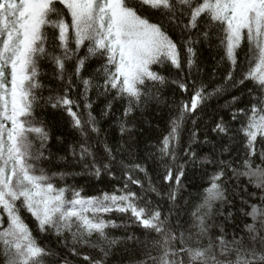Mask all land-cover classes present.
<instances>
[{"label":"snow or ice","instance_id":"obj_1","mask_svg":"<svg viewBox=\"0 0 264 264\" xmlns=\"http://www.w3.org/2000/svg\"><path fill=\"white\" fill-rule=\"evenodd\" d=\"M205 45L222 50L221 81L216 69L198 79ZM166 65L175 78L157 70ZM169 84L189 99L169 106L167 130L134 156L123 141L130 118L161 103ZM93 92L107 100L99 118ZM225 95L230 120L217 113L211 133L217 143L232 133L231 159L197 128V113ZM117 101L114 146L101 120ZM38 108L70 118L79 173L42 166L52 159L51 134ZM76 175H106L111 190L93 195L66 182ZM190 187L197 191L185 197ZM117 229L123 235H110ZM118 245L140 257L129 264H264V0H0V264H110Z\"/></svg>","mask_w":264,"mask_h":264},{"label":"trees","instance_id":"obj_2","mask_svg":"<svg viewBox=\"0 0 264 264\" xmlns=\"http://www.w3.org/2000/svg\"><path fill=\"white\" fill-rule=\"evenodd\" d=\"M246 51L247 45L245 44L244 50L240 53L241 59H243L244 53ZM221 54L222 50L218 49L216 46L208 47L205 45L204 47L200 48L198 52V62L201 71L199 72L198 79L210 81L212 79L213 70L216 69L217 81L222 80V76L226 74V69L224 65H218ZM96 66V64H93L92 68H95ZM157 70L160 71L161 74L168 76L169 79L175 78L178 72L177 69L172 68L170 65L157 67ZM187 71L188 69L185 67L184 72L187 73ZM41 72L43 82L48 84V82L51 80V67L45 64V66L42 67ZM173 89L174 86L171 84L162 88L161 103L151 101L147 107H144L142 110H137L130 118V123L134 124L135 127L131 134H125L123 136V141L127 145H130V151L134 156L143 157L146 150H151L148 148V146L158 142L163 133L167 130V122L170 115L172 114L169 106L172 105L174 101L178 103L181 99H189L190 94H182L178 90L174 91ZM233 94L240 95V93L236 91H233ZM45 95H47V91H45ZM92 99L96 101L94 104V114L99 118L101 109L104 107V104L107 103V100L104 97L97 99L95 92L92 93ZM225 99H231V97L225 95L220 99L214 98L208 103L206 107L197 113V116L200 118L197 128L199 129L198 134L201 140L204 138V132L206 128L210 138L214 143H217L219 140V138L216 137L214 133H211V128L214 126L213 121L219 119V115H217V113L223 115L225 121L230 120L229 113L221 107V105L224 104ZM243 99L246 102L248 97L245 96ZM244 106V104H240V107ZM112 111V116L108 119L101 120V125L105 130L108 141L115 146L121 142V134L116 124V118L122 115L123 105L117 101L114 103ZM37 118L42 119L47 123L51 134L49 145L50 151L52 153V159L50 162H44L42 166L49 170V174H51V172L79 173L81 171V166L75 164L70 153L68 152V146L71 145L77 137L71 128L70 118L67 117V114L54 111L51 108H38ZM188 127H192L191 121H189ZM235 127H239V125H235ZM231 135L232 133L230 132L227 136H224L222 141L217 143V154H219L220 150L224 147L229 149V151H225L223 153V159H231L236 155L235 142L229 139ZM57 137H60V139H57ZM186 140L187 136H185V141ZM211 147V144L202 145L199 150L202 153H206L211 149ZM61 157H67V159H60ZM123 158L127 160L129 158L128 154L124 153ZM256 162L259 163L258 158ZM151 166L152 165L150 162V167ZM189 176L191 177V170L189 172ZM66 182L68 184L82 186L86 192H89L93 195L96 194V189L111 190L112 187V185L109 184L108 177L106 175L99 181H97L95 177H86L80 175L68 176ZM58 183L60 186H63V182ZM185 183H188V181H185ZM197 183H201V181L197 180ZM241 183L247 184V181L242 179ZM248 187L249 191H254L250 185ZM196 191V188L190 187L188 191L184 193V196L187 197L188 192H191L193 195H195ZM180 203H183V200H181ZM238 205L239 201L237 200V206ZM118 215L119 214H117V216ZM25 216L27 217L28 214L25 213ZM117 216H114L113 218L116 219ZM117 222H119V220ZM28 223L32 225L30 218H28ZM32 226L34 227V225ZM110 235L121 236L123 235V229L112 230L110 231ZM137 235H141L139 230H137ZM37 238L42 244L49 245L53 249L58 247L56 238L54 236L37 233ZM141 239H143V236H141ZM129 247L131 248V245H129ZM115 253L116 255L110 259V264H129L130 258L132 260L140 258L138 255L130 256L129 253L123 252V245H118L115 249ZM69 258L75 259L72 257ZM79 259L82 260V257Z\"/></svg>","mask_w":264,"mask_h":264}]
</instances>
